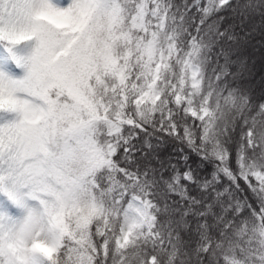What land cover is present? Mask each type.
<instances>
[{"label":"snow or ice","instance_id":"obj_1","mask_svg":"<svg viewBox=\"0 0 264 264\" xmlns=\"http://www.w3.org/2000/svg\"><path fill=\"white\" fill-rule=\"evenodd\" d=\"M0 264H264V0H0Z\"/></svg>","mask_w":264,"mask_h":264},{"label":"trees","instance_id":"obj_2","mask_svg":"<svg viewBox=\"0 0 264 264\" xmlns=\"http://www.w3.org/2000/svg\"><path fill=\"white\" fill-rule=\"evenodd\" d=\"M252 87L255 89L256 95H260L261 91V78L259 75L255 77V82L252 84Z\"/></svg>","mask_w":264,"mask_h":264}]
</instances>
